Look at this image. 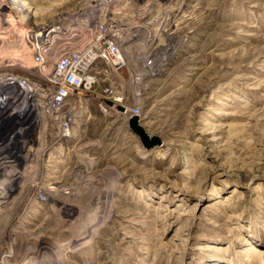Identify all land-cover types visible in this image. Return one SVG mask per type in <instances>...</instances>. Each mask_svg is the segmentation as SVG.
I'll return each instance as SVG.
<instances>
[{
    "label": "rangeland",
    "instance_id": "rangeland-1",
    "mask_svg": "<svg viewBox=\"0 0 264 264\" xmlns=\"http://www.w3.org/2000/svg\"><path fill=\"white\" fill-rule=\"evenodd\" d=\"M165 1L18 0L0 13V113L13 106L1 131L20 138L0 163V181L19 174L0 207V264H264V0ZM98 22L120 33L123 65L98 64L94 91L126 112L82 94L59 139L33 84ZM54 27L38 66L30 34ZM134 108L158 144L132 131Z\"/></svg>",
    "mask_w": 264,
    "mask_h": 264
},
{
    "label": "built area",
    "instance_id": "built-area-1",
    "mask_svg": "<svg viewBox=\"0 0 264 264\" xmlns=\"http://www.w3.org/2000/svg\"><path fill=\"white\" fill-rule=\"evenodd\" d=\"M93 27L95 35L88 42L57 53L44 83L33 84L41 115L58 128L59 139L71 137L75 107L82 94L97 97L104 112L108 109L126 112L119 97L109 89L100 94L94 91L98 64L111 69L123 65L122 37L111 23L98 22ZM44 36L42 33L30 34L32 59L38 66H43L51 53L50 42L40 41ZM131 113V116H137L139 110L134 108ZM3 126H9V122H4Z\"/></svg>",
    "mask_w": 264,
    "mask_h": 264
},
{
    "label": "bare ground",
    "instance_id": "bare-ground-1",
    "mask_svg": "<svg viewBox=\"0 0 264 264\" xmlns=\"http://www.w3.org/2000/svg\"><path fill=\"white\" fill-rule=\"evenodd\" d=\"M17 1L18 0H12L11 2H9L10 4L8 3L9 4L8 6H6V5L3 6L0 4V13H8V12H11V10H13L18 14L17 10L13 7V4L14 3L16 4ZM163 2H166V1L165 0H152V3H154V5L155 4H163ZM14 6H16V5H14ZM94 6H96V5H94ZM122 10H123V8L117 10L116 12H114V14L117 16L122 15L123 14ZM88 22L89 21L82 19L79 21V24H77L76 27L71 28V30H74V31L86 30L88 28V26L90 25ZM58 30H59V27L50 28L49 33L41 38V40H40L41 43L49 42V35L57 32ZM40 33H41V31L40 32L35 31V32H32L31 34L39 35ZM11 105L12 104H9V106H10L9 109L7 107L5 110L2 111V113H0V163H3V161L6 158V155H11V156H13V158H14V156L17 155V152H18V148H17L18 146L17 145H19V142H20V138L16 134L10 135V134H7L5 132L2 133V131H1V125H3L4 122L9 121V119H8L9 115L8 114H7L8 116H5V115H6L7 111L8 110L10 111V108L13 107ZM4 118H7V119L4 121ZM6 127H8V126H6ZM17 162L18 163H16V165H15L16 168L21 165L20 160ZM11 168H12V166H11ZM18 176H19V174L14 168L9 169V171H7L5 173V175L3 176V180L0 181V207L4 205L3 199H4L5 190H6L7 186L10 187L14 183V181L16 180V178ZM62 206H63L64 215L69 216V214H71L70 213V206L63 204V203H62ZM68 212H69V214H68Z\"/></svg>",
    "mask_w": 264,
    "mask_h": 264
},
{
    "label": "water",
    "instance_id": "water-1",
    "mask_svg": "<svg viewBox=\"0 0 264 264\" xmlns=\"http://www.w3.org/2000/svg\"><path fill=\"white\" fill-rule=\"evenodd\" d=\"M2 100V95L0 94V101ZM129 125L130 128L132 129V131L137 134L142 142V144L146 147V148H150L153 145L158 144V140L157 139H152L151 141H148L145 137H144V132L142 130V128H140V126H138V119L137 117H131L130 121H129Z\"/></svg>",
    "mask_w": 264,
    "mask_h": 264
}]
</instances>
